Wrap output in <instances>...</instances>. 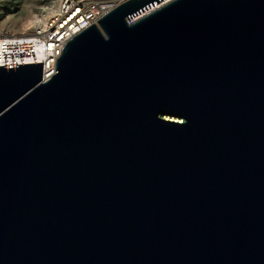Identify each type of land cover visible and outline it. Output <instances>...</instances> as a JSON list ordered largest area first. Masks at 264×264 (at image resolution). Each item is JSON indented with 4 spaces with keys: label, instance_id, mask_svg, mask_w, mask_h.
I'll list each match as a JSON object with an SVG mask.
<instances>
[{
    "label": "water",
    "instance_id": "95a60500",
    "mask_svg": "<svg viewBox=\"0 0 264 264\" xmlns=\"http://www.w3.org/2000/svg\"><path fill=\"white\" fill-rule=\"evenodd\" d=\"M164 1L0 67V264H264V0Z\"/></svg>",
    "mask_w": 264,
    "mask_h": 264
},
{
    "label": "built area",
    "instance_id": "2783aa9c",
    "mask_svg": "<svg viewBox=\"0 0 264 264\" xmlns=\"http://www.w3.org/2000/svg\"><path fill=\"white\" fill-rule=\"evenodd\" d=\"M131 0H57L35 17L34 26L24 34L0 33V67L43 64V82L57 74V62L66 44L117 7ZM175 0H165L139 15L128 25Z\"/></svg>",
    "mask_w": 264,
    "mask_h": 264
},
{
    "label": "rangeland",
    "instance_id": "374dc122",
    "mask_svg": "<svg viewBox=\"0 0 264 264\" xmlns=\"http://www.w3.org/2000/svg\"><path fill=\"white\" fill-rule=\"evenodd\" d=\"M57 0H0V33L24 34V24L52 7Z\"/></svg>",
    "mask_w": 264,
    "mask_h": 264
},
{
    "label": "bare ground",
    "instance_id": "6f19581e",
    "mask_svg": "<svg viewBox=\"0 0 264 264\" xmlns=\"http://www.w3.org/2000/svg\"><path fill=\"white\" fill-rule=\"evenodd\" d=\"M34 24H35V20L30 21V22L24 24L23 27L25 28V31H26V30H30V29L34 26Z\"/></svg>",
    "mask_w": 264,
    "mask_h": 264
}]
</instances>
